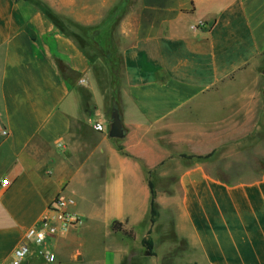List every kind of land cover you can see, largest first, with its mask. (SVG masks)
<instances>
[{
    "label": "crops",
    "instance_id": "crops-1",
    "mask_svg": "<svg viewBox=\"0 0 264 264\" xmlns=\"http://www.w3.org/2000/svg\"><path fill=\"white\" fill-rule=\"evenodd\" d=\"M113 14L126 16L121 79L106 89L72 31L88 34ZM263 53L264 0H0V264L27 228L58 223L50 204L60 193L83 224L31 242L21 264L154 258L142 252L148 173L173 154L193 155L178 173V200L167 199L189 264H264V170L229 183L198 157L218 142L232 85ZM107 95L122 138L108 134ZM114 221L134 238L113 231Z\"/></svg>",
    "mask_w": 264,
    "mask_h": 264
},
{
    "label": "rangeland",
    "instance_id": "rangeland-1",
    "mask_svg": "<svg viewBox=\"0 0 264 264\" xmlns=\"http://www.w3.org/2000/svg\"><path fill=\"white\" fill-rule=\"evenodd\" d=\"M125 17L123 14L110 15L103 25L88 34L86 31L82 34L72 31L82 47L88 49L96 58L97 61L93 64L98 83L106 89H113L121 79L120 25ZM91 40L95 41V45ZM263 70L264 53L245 71L242 80L232 85L230 94L225 98V125L214 128L218 132V142L212 144L207 154L199 157L209 174L229 183L253 180L264 170ZM115 102V96L107 95L105 106L109 118ZM188 156L191 155L173 154L148 173L156 193V214L151 222L148 237L152 242L150 248L154 258H146L139 264H189L190 256L185 244L174 237L173 217L176 201L175 205L167 201L173 196L178 200V173L187 165L188 159L191 158ZM158 195L163 200L162 203L158 202ZM139 231L137 228V232ZM142 252L144 255L148 254L146 244Z\"/></svg>",
    "mask_w": 264,
    "mask_h": 264
},
{
    "label": "built area",
    "instance_id": "built-area-1",
    "mask_svg": "<svg viewBox=\"0 0 264 264\" xmlns=\"http://www.w3.org/2000/svg\"><path fill=\"white\" fill-rule=\"evenodd\" d=\"M79 81L83 82V79L81 78ZM92 127L95 130H103V125L99 122L93 123ZM0 130L3 136L8 134L7 129L1 128ZM7 184V179H3L0 182V186H6ZM73 202V198L65 196L62 193L57 194L51 202L50 208L54 212L55 219L58 220V223L53 224L44 221L27 228L24 239L12 250L8 264H21L29 253V245L31 242L43 244L48 236H55L70 228L81 226L83 219L68 207ZM45 259L47 262H53L55 260V254L53 252H47L45 253Z\"/></svg>",
    "mask_w": 264,
    "mask_h": 264
},
{
    "label": "trees",
    "instance_id": "trees-1",
    "mask_svg": "<svg viewBox=\"0 0 264 264\" xmlns=\"http://www.w3.org/2000/svg\"><path fill=\"white\" fill-rule=\"evenodd\" d=\"M52 19L54 20L55 24L57 26H59V20L57 19L56 16L52 15ZM113 107V106H112ZM188 157H193L192 155L191 156H188ZM198 157H201L198 156ZM213 176V175H212ZM219 180H221L220 178H218L217 176H213ZM224 181V180H222ZM226 182V181H224ZM149 187H150V192H151V210H150V221L153 222L154 221V216L156 214V210H155V198H156V193H155V190L153 188V185H152V182L149 181ZM111 227H112V230L115 231V232H121L122 234L126 235L128 238H134V234L132 232V230H126L123 228V224L121 222H118V221H114L112 224H111ZM143 243L146 244L148 246V254L149 255H152L153 254V251L151 250V240L150 238H147V239H144L143 240Z\"/></svg>",
    "mask_w": 264,
    "mask_h": 264
},
{
    "label": "water",
    "instance_id": "water-1",
    "mask_svg": "<svg viewBox=\"0 0 264 264\" xmlns=\"http://www.w3.org/2000/svg\"><path fill=\"white\" fill-rule=\"evenodd\" d=\"M264 74V70H263ZM110 128H109V136L113 138H122L124 137V129L122 126V121L120 118L119 110L116 106H113L111 108V113H110Z\"/></svg>",
    "mask_w": 264,
    "mask_h": 264
}]
</instances>
